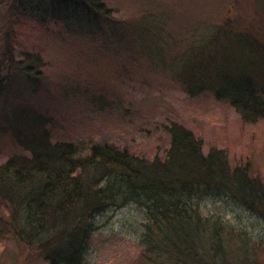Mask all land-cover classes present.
Segmentation results:
<instances>
[{
  "label": "rangeland",
  "instance_id": "rangeland-1",
  "mask_svg": "<svg viewBox=\"0 0 264 264\" xmlns=\"http://www.w3.org/2000/svg\"><path fill=\"white\" fill-rule=\"evenodd\" d=\"M107 1L112 20L68 32L62 20L45 12L47 0H0L3 73L9 70L7 48L17 60H25L24 65L29 62L25 53L39 52L44 58L38 74L34 69L30 76L11 71L1 93L0 164L14 154H28L26 144L44 131L54 141L90 145L105 140L140 154H162L170 142V126L178 121L201 136L205 151L217 145L235 161L251 156L257 173H264V123L243 124L228 100L202 88L211 74H222V81L237 80L240 73L252 75L260 66L258 54L237 35H222V46L210 42L220 24L234 23L237 30L243 26L242 15L251 20V0ZM31 3L46 13L44 22L38 7L29 10L36 18L20 13L19 8L29 9ZM259 8L264 18L261 0ZM72 14L66 19L77 22ZM259 36L264 39L263 29ZM201 204L208 214L221 213L264 238L262 219L233 199L211 195ZM144 221V210L136 204L100 214L87 260L170 264L145 254ZM3 228L0 264H49L39 252H23L16 237Z\"/></svg>",
  "mask_w": 264,
  "mask_h": 264
},
{
  "label": "trees",
  "instance_id": "trees-1",
  "mask_svg": "<svg viewBox=\"0 0 264 264\" xmlns=\"http://www.w3.org/2000/svg\"><path fill=\"white\" fill-rule=\"evenodd\" d=\"M47 2L45 12L62 20L68 32L82 30V25L98 28L113 19L107 0ZM259 2L251 0V20L242 15L243 26L237 30L234 23L220 24L210 42L222 46V35H237L258 54L260 66L252 75L240 73L237 80L222 81V74H211L202 85L228 100L243 124L254 125L264 123V39L259 36L264 18ZM25 7L19 8L24 17L36 18L29 10L38 7L40 19L47 18L38 3H31L28 11ZM71 13L77 22L66 19ZM4 52L9 70L3 73L0 66V96L11 71L30 76L44 65L39 52L25 53L26 65L12 48ZM170 127L168 146L153 156L110 141L89 145L54 141L47 131L40 133V139L26 144L28 154H14L0 164V230L8 229L23 252H39L49 264H94L86 256L97 217L110 208L136 204L145 213L141 243L149 257L170 264H264V238L221 213L208 214L201 204L205 196H226L262 219L264 228V173H257L251 156L235 161L217 145L205 151L192 129L178 121Z\"/></svg>",
  "mask_w": 264,
  "mask_h": 264
}]
</instances>
